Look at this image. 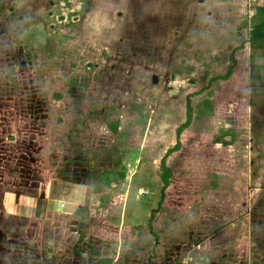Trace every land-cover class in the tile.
<instances>
[{
  "label": "rangeland",
  "instance_id": "rangeland-1",
  "mask_svg": "<svg viewBox=\"0 0 264 264\" xmlns=\"http://www.w3.org/2000/svg\"><path fill=\"white\" fill-rule=\"evenodd\" d=\"M262 5L0 0V264H71L78 224L56 207L89 197L124 210L116 264H264V49L240 46ZM117 160L124 180L95 193Z\"/></svg>",
  "mask_w": 264,
  "mask_h": 264
},
{
  "label": "crops",
  "instance_id": "crops-1",
  "mask_svg": "<svg viewBox=\"0 0 264 264\" xmlns=\"http://www.w3.org/2000/svg\"><path fill=\"white\" fill-rule=\"evenodd\" d=\"M262 178L264 180V174ZM261 188L264 190V185ZM96 198L89 197L88 203L79 200L81 205L77 210H70L66 204L62 208L60 205L58 209L56 207L57 214H70L78 224L73 231V251L69 258L71 264H116L120 259L122 242H128L127 227L122 223L124 210L113 212L114 215H121L119 221L113 223V213L109 207L95 208L93 202L100 201ZM154 213L153 210L150 212L148 224L152 222ZM48 244L52 245L53 242L49 240Z\"/></svg>",
  "mask_w": 264,
  "mask_h": 264
},
{
  "label": "trees",
  "instance_id": "trees-1",
  "mask_svg": "<svg viewBox=\"0 0 264 264\" xmlns=\"http://www.w3.org/2000/svg\"><path fill=\"white\" fill-rule=\"evenodd\" d=\"M247 43L248 47L252 51H257V50H262L264 49V5L262 6H257L254 9V14L251 17V27L247 35L246 41L241 43L244 45ZM231 66L228 67L227 71L225 72L224 75L218 76L215 78L216 80H221V81H227L231 75L232 71L235 65V59L233 58V55L231 54ZM253 59V57H250ZM257 68L262 69L264 71V63L260 65H256ZM261 79V76L259 74H251L249 76V89H250V95L251 97L257 96V90L259 89L258 86V81ZM260 96V95H259ZM205 108L204 110H200L199 113L203 115H211L212 114V104L209 101L204 102ZM192 109L189 106V102H187V109H186V121L176 130V142L175 144L168 148L164 157L161 159L160 162V180L162 183V190L164 191L170 184V179L172 177V171L171 169L165 164V158L169 156L170 154L177 152L180 147H181V142H180V135L182 134L183 130L187 129L188 126L191 123L192 116H191ZM107 128L109 131L113 134L117 133L118 130V123H107ZM120 164V165H119ZM118 167L117 171H113L112 169H104L102 175L99 176L98 179V186L94 189L95 193H100L102 188H111L113 184L119 183L122 180H124L125 173L123 168L121 167V162L120 160H117L116 163Z\"/></svg>",
  "mask_w": 264,
  "mask_h": 264
},
{
  "label": "built area",
  "instance_id": "built-area-1",
  "mask_svg": "<svg viewBox=\"0 0 264 264\" xmlns=\"http://www.w3.org/2000/svg\"><path fill=\"white\" fill-rule=\"evenodd\" d=\"M188 261H191V259H188ZM185 262H187V261H185ZM194 262H195V261H194ZM194 262H193L192 264H195ZM184 264H186V263H184Z\"/></svg>",
  "mask_w": 264,
  "mask_h": 264
},
{
  "label": "flooded vegetation",
  "instance_id": "flooded-vegetation-1",
  "mask_svg": "<svg viewBox=\"0 0 264 264\" xmlns=\"http://www.w3.org/2000/svg\"><path fill=\"white\" fill-rule=\"evenodd\" d=\"M21 264H26V263H21Z\"/></svg>",
  "mask_w": 264,
  "mask_h": 264
}]
</instances>
